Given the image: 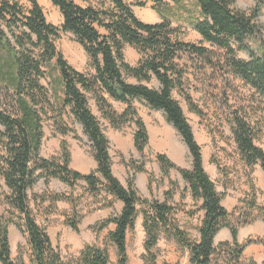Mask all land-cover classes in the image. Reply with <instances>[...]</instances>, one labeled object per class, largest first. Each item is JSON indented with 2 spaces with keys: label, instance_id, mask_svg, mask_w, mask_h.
<instances>
[{
  "label": "trees",
  "instance_id": "trees-1",
  "mask_svg": "<svg viewBox=\"0 0 264 264\" xmlns=\"http://www.w3.org/2000/svg\"><path fill=\"white\" fill-rule=\"evenodd\" d=\"M51 1L63 16L61 27L47 22L38 0H29L31 9L28 12L17 3L0 0V20L7 29L5 31L0 27V47L9 55V61L3 66L8 71L3 75L13 92L16 108L15 115L0 109V122L4 126V132H0V175L11 193L9 204L20 214L32 252V264H110L106 249L90 245L84 247L76 260L65 261L62 258L29 206L28 190L39 178H55L70 188L84 181L91 193H106L122 203L121 212L101 225L102 229L114 226L109 239L117 249V264L129 263L127 235L135 225L139 205L143 206L147 252L158 244L162 233L174 237L189 250V264H213L218 252H225L239 262L248 246L263 244L262 240H248L244 245L238 242L239 228L252 224L255 219L248 218L237 225L232 223L234 214L223 208V196L217 192L215 183L205 171L201 148L180 103L173 97L183 79L176 63L179 55L204 58L207 49L174 41L169 25L141 22L124 0H109L111 6L100 10L83 8L72 0ZM153 1L162 3V0ZM172 1L177 5L183 4V0ZM192 1L198 10V17L191 20V26L206 42L234 54V45L240 51L249 52L247 41L259 38L261 26L258 19L264 0H254L255 6L249 11L237 9L235 0ZM61 32L72 33L76 37L91 59L94 75L87 76L76 71L58 52L55 41L60 38ZM127 45L135 47L143 56L137 66L126 62ZM249 55V61L233 59L230 66L237 76L264 97V51L260 56L253 52ZM152 76L160 82L159 89L128 82L130 78L149 82ZM46 77L51 91L43 84ZM89 96L97 102L113 127L119 128L127 121L135 123L134 144L140 153L147 147L149 136L145 124L130 106L131 100L139 99L149 107L162 111L168 123L177 130L192 158L191 169L179 172L192 197L202 201L200 210L204 212V217L198 241L191 242L187 233L172 223L171 206L142 200L132 179L125 187L114 175L109 142L90 109ZM107 97L128 105V108L122 115L116 116ZM185 99L191 111L201 114L190 96L185 95ZM53 107L68 109L72 118L82 126L98 165L95 172L82 175L70 169L66 148L63 163L41 157L44 117ZM233 134L245 164L250 168L260 165L264 171V151L255 144L250 126L237 119ZM157 160L165 175L176 169L165 155H159ZM71 227L79 231L76 224H71ZM222 229L230 231L232 243L225 242L216 247L215 238ZM0 264H18L11 256L8 227L1 220Z\"/></svg>",
  "mask_w": 264,
  "mask_h": 264
},
{
  "label": "rangeland",
  "instance_id": "rangeland-1",
  "mask_svg": "<svg viewBox=\"0 0 264 264\" xmlns=\"http://www.w3.org/2000/svg\"><path fill=\"white\" fill-rule=\"evenodd\" d=\"M17 3L25 12L31 9L29 0H8ZM83 8L96 10L109 8V0H72ZM134 15L143 23L169 25L174 41L207 49L204 58L196 55L180 54L176 60L178 71L183 73L182 84L173 92L189 122L196 142L201 148L203 166L215 183L217 192L223 196L222 206L234 214L232 223L237 225L245 220L255 219L250 225L239 228L238 242L242 245L248 240L264 242V171L260 165L248 167L242 160L235 143L233 128L235 121L246 122L254 134L255 144L264 151V97L235 74L230 61H249V52L260 56L264 51V5L259 16L261 26L259 38L247 41L248 51L238 50L228 54L216 45L206 42L191 26V20L198 17V10L192 0H183L177 5L172 0H124ZM47 22L61 27L63 16L51 0H38ZM239 10L249 11L255 6L254 0H235ZM0 27L6 26L0 20ZM262 41V45H261ZM56 48L68 64L87 76L95 74L91 59L72 33L61 32L55 41ZM262 46V47H261ZM142 54L132 46L125 48V59L131 66H137ZM9 55L0 47V109L15 115L13 92L3 75V68ZM132 84L142 83L151 89H159L160 82L152 76L149 82H138L130 78ZM44 86L51 91L46 77ZM185 95L191 97L201 112L190 110ZM90 109L99 121L109 142L112 170L118 180L127 187L133 180L134 188L142 200L166 203L173 209L172 223L185 231L191 242L199 240V228L204 217L200 210L202 201L195 200L179 170H190L192 158L190 151L177 130L168 123L164 113L149 107L139 99H133L130 106L135 109L145 124L149 142L143 153L134 144L136 125L132 121L113 127L105 118L97 102L89 96ZM116 116H120L128 105L107 97ZM0 132L4 126L0 122ZM43 141L40 155L47 160L64 159V148L70 157V169L82 175L97 170L93 148L82 126L77 123L68 109L53 107L43 122ZM165 155L176 169L168 175L162 172L157 160ZM11 193L0 175V220L7 225L11 244L12 259L18 264H32V252L27 235L23 230L20 214L9 204ZM29 206L37 223L49 234L54 248L65 261L76 260L85 246L106 249L110 264L118 263L117 249L109 235L114 230L110 225L101 228L108 218L119 214L122 203L115 201L106 193L94 194L84 181L70 188L58 179L39 178L28 190ZM143 206H138L134 227L127 235L128 264H189L190 252L174 238L162 233L158 244L147 252V236L143 227ZM76 224L78 232L71 224ZM230 232L222 230L215 238L218 247L224 240L222 235ZM222 241V242H221ZM213 264H264V243L248 246L239 262L227 253L218 252Z\"/></svg>",
  "mask_w": 264,
  "mask_h": 264
},
{
  "label": "crops",
  "instance_id": "crops-1",
  "mask_svg": "<svg viewBox=\"0 0 264 264\" xmlns=\"http://www.w3.org/2000/svg\"><path fill=\"white\" fill-rule=\"evenodd\" d=\"M222 230H224V229H222ZM222 230H221V231H222ZM221 231H220V232H221ZM220 232H219V233H220ZM219 233H218V234H219ZM238 235H239V233H238ZM222 238H224V240H226V241H229L230 239H232L231 233H230V232H228V233L226 232L225 234L222 235ZM221 242H222V241H221ZM223 243H225V242H223Z\"/></svg>",
  "mask_w": 264,
  "mask_h": 264
}]
</instances>
